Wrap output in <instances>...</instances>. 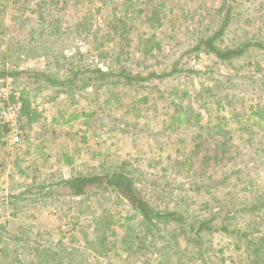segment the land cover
<instances>
[{"label": "rangeland", "instance_id": "1", "mask_svg": "<svg viewBox=\"0 0 264 264\" xmlns=\"http://www.w3.org/2000/svg\"><path fill=\"white\" fill-rule=\"evenodd\" d=\"M226 14L214 45L253 46L224 63L195 46ZM22 91L40 119L23 118L14 149L0 125V264H259L247 242L264 232V129L248 117L264 107V0H0V108ZM119 172L160 209L214 216L234 235L202 234L195 248L189 228L141 240L117 193L60 185ZM128 242L148 248L130 254Z\"/></svg>", "mask_w": 264, "mask_h": 264}, {"label": "trees", "instance_id": "2", "mask_svg": "<svg viewBox=\"0 0 264 264\" xmlns=\"http://www.w3.org/2000/svg\"><path fill=\"white\" fill-rule=\"evenodd\" d=\"M155 10V9H154ZM223 10V7L220 9L219 13ZM140 13H144L143 10H139ZM228 15V16H227ZM230 17L229 14H226V16L222 17V24L220 27V31H216L213 33L212 36H209L207 38H201L199 42L195 46V50H200L205 47V50L208 53H212L216 56V58L220 62H233V60H238L242 58L247 51L253 46L250 42H242L241 45L239 44L238 47H219L215 46L214 43L221 37V35L226 30L227 26L229 25ZM116 29H119V26L116 27ZM102 76L105 74L100 72ZM5 74H2L4 76ZM6 75L9 76H21L20 73H7ZM123 77V76H121ZM125 77V76H124ZM152 77H156L153 75ZM127 81H132L133 79L130 77H125ZM135 78V77H134ZM135 79H138L136 77ZM210 90H203L200 93V96H203L204 94H210ZM19 99L17 100L14 96H12L11 101L12 103H21L22 105V116L23 118H26L28 120V125L31 127L33 123L38 121L40 119V114L37 113L35 109L32 107V101L29 97L28 93L25 91H22L19 93ZM145 101V100H142ZM9 103V102H8ZM224 107V106H223ZM180 115L184 116L185 118H189L193 115V113L189 111H178ZM249 120L254 119L256 122L253 124L255 127L263 128L264 129V107L261 106H254L251 109V113L249 114ZM233 119V118H232ZM232 119H226L222 118L221 120H224V123L227 126ZM201 122V118L199 114L195 115V118L193 120L194 125L199 126ZM219 127V133L225 137L226 134H229V132L226 130V127ZM202 127H198L200 129ZM219 134V135H220ZM226 141H229L226 138H215L211 144L215 146L216 148H219L222 144H225ZM220 156V157H219ZM216 160L217 161H228V156H225L224 153L220 154ZM230 159H232L230 157ZM68 164L71 163L70 160L67 161ZM218 181V180H217ZM252 183H250L251 185ZM64 187H66L70 193L76 197H81L86 195L92 188H98V191L101 189L103 190H112L113 192L118 194V197L121 199H124L129 203L131 208L136 211V216L141 217L140 221V227L144 228V236L141 240L146 239L149 235L155 237L154 232H159L162 230H166L168 232V235L176 234V230L179 228H189L193 233L194 236L189 237L185 240L184 248H189L190 246L195 248V244H197L199 241L203 239V235H212V233L217 232L219 230L224 231L229 236H232V232H229V230L226 228L225 221H223L220 228H216V226H213V222H215V217L211 216V218H206L202 220H191V217L182 216L181 212L177 209H160L158 205L156 206L153 204L152 200L147 199L146 196H143L142 192L135 187L134 181L131 177L124 174L123 172L119 173H113L109 175H97V174H79L76 176H72L70 179L62 180L61 184ZM249 185V183H248ZM216 202H220L217 199H215ZM257 202L261 205V208L264 206V200L261 198L257 200ZM263 202V203H262ZM260 205H251L248 210H242L244 213L255 215L254 213L256 211H259L261 208H259ZM210 206V203H206V208ZM105 220V219H104ZM130 221V218L127 219ZM165 222V228L161 229L160 224L162 221ZM131 230V228L129 229ZM128 232V230H127ZM242 236H248L247 232H243L241 230ZM187 234V233H186ZM195 242V244H193ZM248 249L250 251V254L253 255L254 259L259 261V264L264 263V232L260 233L255 239L248 241ZM2 243L0 242V245ZM138 244V243H137ZM193 244V245H192ZM136 244L134 242L129 243L128 242V249L130 254L143 251L145 248H148V246H145L144 242H141V244H138L137 248H135ZM180 248V246H178ZM235 247L239 251L242 250V248L237 244ZM167 248V247H165ZM190 250H192L190 248ZM203 264V263H201Z\"/></svg>", "mask_w": 264, "mask_h": 264}, {"label": "built area", "instance_id": "3", "mask_svg": "<svg viewBox=\"0 0 264 264\" xmlns=\"http://www.w3.org/2000/svg\"><path fill=\"white\" fill-rule=\"evenodd\" d=\"M0 111V125L8 130V135L2 140L10 148L19 147L23 141V116L22 105L19 103H7Z\"/></svg>", "mask_w": 264, "mask_h": 264}]
</instances>
